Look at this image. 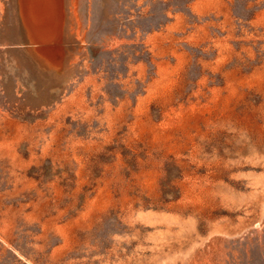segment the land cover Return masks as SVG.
Masks as SVG:
<instances>
[{
    "label": "rangeland",
    "instance_id": "374dc122",
    "mask_svg": "<svg viewBox=\"0 0 264 264\" xmlns=\"http://www.w3.org/2000/svg\"><path fill=\"white\" fill-rule=\"evenodd\" d=\"M0 264H264V0H0Z\"/></svg>",
    "mask_w": 264,
    "mask_h": 264
}]
</instances>
